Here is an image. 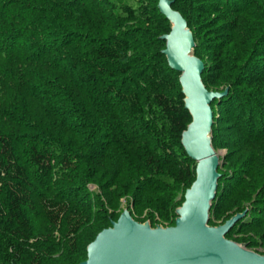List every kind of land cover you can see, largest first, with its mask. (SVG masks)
Listing matches in <instances>:
<instances>
[{
	"label": "trees",
	"instance_id": "1",
	"mask_svg": "<svg viewBox=\"0 0 264 264\" xmlns=\"http://www.w3.org/2000/svg\"><path fill=\"white\" fill-rule=\"evenodd\" d=\"M157 1L0 0V264L85 260L115 221L97 196L93 208L85 181L108 204L130 195L134 220L173 225L195 162L180 143L191 117L161 53L170 24ZM171 8L192 32L205 88H227L210 105L211 145L228 153L208 224L245 211L225 237L263 246L264 0Z\"/></svg>",
	"mask_w": 264,
	"mask_h": 264
},
{
	"label": "water",
	"instance_id": "2",
	"mask_svg": "<svg viewBox=\"0 0 264 264\" xmlns=\"http://www.w3.org/2000/svg\"><path fill=\"white\" fill-rule=\"evenodd\" d=\"M172 0H158L157 9L170 23L163 34L161 53L172 70L179 73L184 109L191 120L181 133L180 143L195 162V178L176 208L171 226L152 227L134 220L123 210L109 227L99 231L86 246L79 264H264V255L225 237L245 211L222 224L208 225L211 202L219 178V157L211 145V103L222 92L208 90L201 80L204 64L192 53L195 45L186 20L171 8Z\"/></svg>",
	"mask_w": 264,
	"mask_h": 264
},
{
	"label": "rangeland",
	"instance_id": "3",
	"mask_svg": "<svg viewBox=\"0 0 264 264\" xmlns=\"http://www.w3.org/2000/svg\"><path fill=\"white\" fill-rule=\"evenodd\" d=\"M170 24V23H169ZM193 53V52H192ZM122 123H124L126 126L127 125H129L128 124V122L126 121V119H124V122H122ZM130 126H131V124H130ZM220 133L222 134V135H229V134H231V133H227L226 131H224V130H221L220 129ZM211 140H212V135H211ZM215 151H216V153H217V155H218V157H219V167H218V169L220 168L222 171L223 170H225V161H224V157H225V155L228 153V149L225 147V146H219V147H217L216 149H214ZM85 190H86V195H87V198H89V200H91V202H93V204H94V209H97L96 208V198L97 197H99L105 204H106V208H107V213L108 214H110L111 215V218H112V220H116V218L119 216V214L123 211V210H125V209H127L128 210V207H129V205H130V207H131V204H129L130 202H131V196L130 195H125V194H121V193H119L118 192V190H116V187H113V188H110L109 190L111 191V192H114V193H119L120 195H118L117 197H116V199H111L113 202L110 204H108V202H106L108 199H107V197L105 196V193L107 192V191H105V190H101L99 187H98V185H97V183L95 182V181H85V185H84V187H83ZM182 195H184V192H178V194L176 195V198H175V200L176 201H180V198H181V196ZM97 196V197H96ZM180 205H178V206H176L175 208H174V211H173V213H174V219H175V217H176V213H175V210H176V208H178ZM37 209H35L34 211H36ZM33 211V212H34ZM147 213V210H144V213H143V215L144 214H146ZM153 214L156 216V218H157V215H156V212H153ZM142 215V216H143ZM36 220H37V218H36ZM36 220H35V222H36ZM38 222V221H37ZM144 222H147V220L146 221H144ZM149 222V221H148ZM143 223V222H142ZM216 223H219V220H217L216 221ZM41 223H39V225H40ZM167 223H157L156 225H151L152 227H155V226H161V227H166V226H169V225H166ZM209 225V224H208ZM209 226H213V225H209ZM214 226H216V225H214ZM39 227V226H38ZM40 228V227H39ZM50 229V235L55 239V240H57L58 238H59V227H57V228H48V230ZM254 231H247V232H244V233H241L242 235H245L246 237L247 236H251L252 235V233H253ZM228 239H230V240H233V239H231V238H228ZM253 239H256V240H258L259 241V239H258V237H256V236H253ZM88 240V239H87ZM87 240H86V237L84 238V245L85 244H87ZM234 241V240H233ZM236 242V241H235ZM237 243H239V244H244L245 245V247L247 248V249H249V250H251V251H254V252H257V253H259V254H261V255H264V245L263 246H249V247H247V245L245 244V243H243V242H237Z\"/></svg>",
	"mask_w": 264,
	"mask_h": 264
}]
</instances>
